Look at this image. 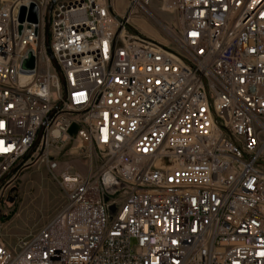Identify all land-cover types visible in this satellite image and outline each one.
Masks as SVG:
<instances>
[{
    "label": "built area",
    "instance_id": "built-area-1",
    "mask_svg": "<svg viewBox=\"0 0 264 264\" xmlns=\"http://www.w3.org/2000/svg\"><path fill=\"white\" fill-rule=\"evenodd\" d=\"M158 1L169 43L110 0H0V202L38 162L65 195L0 264H264V0Z\"/></svg>",
    "mask_w": 264,
    "mask_h": 264
},
{
    "label": "rangeland",
    "instance_id": "rangeland-1",
    "mask_svg": "<svg viewBox=\"0 0 264 264\" xmlns=\"http://www.w3.org/2000/svg\"><path fill=\"white\" fill-rule=\"evenodd\" d=\"M117 13L129 18L146 36L169 43L166 29L158 22L175 24L174 15L161 9V2L152 0L150 8L154 15L144 11L130 13V0H110ZM70 143L59 158L66 163L75 164L84 159L85 146L72 148ZM84 149V150H83ZM83 150V151H82ZM9 197H16L9 201ZM65 195L57 178L45 163L38 162L25 169L15 181L12 189L0 202V236L10 245L31 231L41 228L61 208Z\"/></svg>",
    "mask_w": 264,
    "mask_h": 264
},
{
    "label": "water",
    "instance_id": "water-1",
    "mask_svg": "<svg viewBox=\"0 0 264 264\" xmlns=\"http://www.w3.org/2000/svg\"><path fill=\"white\" fill-rule=\"evenodd\" d=\"M25 12H26V8L23 7V8H22V11H21V20H24V18H25ZM36 16H37V14H36V10H35V8H33L32 13H31V15H30L31 20H36ZM26 64H28V65H30V66H33V64H34V59H33L32 56L30 57V59H28V60L26 61ZM76 129H77L76 124H73L72 127L70 128V132H71L72 134H74L75 131H76ZM15 198H16V197H9L8 200H9V201H13ZM113 208H114V207H113Z\"/></svg>",
    "mask_w": 264,
    "mask_h": 264
},
{
    "label": "crops",
    "instance_id": "crops-1",
    "mask_svg": "<svg viewBox=\"0 0 264 264\" xmlns=\"http://www.w3.org/2000/svg\"><path fill=\"white\" fill-rule=\"evenodd\" d=\"M131 26L133 27V28H135V29H138L136 26H135V24H131ZM141 32V31H140Z\"/></svg>",
    "mask_w": 264,
    "mask_h": 264
},
{
    "label": "bare ground",
    "instance_id": "bare-ground-1",
    "mask_svg": "<svg viewBox=\"0 0 264 264\" xmlns=\"http://www.w3.org/2000/svg\"><path fill=\"white\" fill-rule=\"evenodd\" d=\"M83 150H84V149H83ZM83 150H82V151H83Z\"/></svg>",
    "mask_w": 264,
    "mask_h": 264
}]
</instances>
